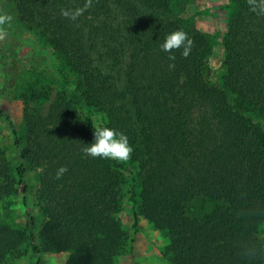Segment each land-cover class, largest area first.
Wrapping results in <instances>:
<instances>
[{
    "label": "trees",
    "instance_id": "1",
    "mask_svg": "<svg viewBox=\"0 0 264 264\" xmlns=\"http://www.w3.org/2000/svg\"><path fill=\"white\" fill-rule=\"evenodd\" d=\"M11 2L76 78L73 94L59 95L47 114L26 110V138L0 109L18 156L13 174L0 150V201L19 186L27 192L29 166L41 168L37 201L46 216L39 234L33 215L24 229L0 224V264L24 245L31 264H40L43 251L68 253L60 264H116L133 252L118 216L125 165L82 152L95 127L125 133L134 147L143 174L141 186L132 180L130 188L134 226L143 216L166 235L170 264H264V15L242 0L225 38L226 72L211 85L204 72L210 43L160 12L170 0H92L75 20L61 10L86 0ZM176 30L193 45L187 58L175 50L172 61L160 46ZM95 112L105 125L96 124ZM61 166L68 171L56 179ZM197 196L218 202L203 218L187 213Z\"/></svg>",
    "mask_w": 264,
    "mask_h": 264
},
{
    "label": "rangeland",
    "instance_id": "2",
    "mask_svg": "<svg viewBox=\"0 0 264 264\" xmlns=\"http://www.w3.org/2000/svg\"><path fill=\"white\" fill-rule=\"evenodd\" d=\"M241 8L242 0H170L167 8L160 10L164 15L178 20L186 29L192 30L195 27L206 35L211 51L206 59L204 72L211 85L218 84L226 72L225 38L230 22ZM0 13L13 17L11 25H5L7 38L0 41V88L7 85L6 92L0 93V109L10 115L15 128L26 138V110L47 114L59 95L73 94V79L76 74L64 56L51 45L47 35L36 26L20 20L11 0H0ZM3 63L8 65L9 71H5ZM79 111L85 115L83 107L79 106ZM192 118L196 123L197 114ZM94 120L97 125H105L107 122L102 112H95ZM0 150L5 153L14 174L18 165L17 148L13 129L3 117H0ZM123 164L125 181L121 185L118 216L134 238V250L119 256L116 264H170L165 253L166 235L143 216L138 217L134 226L130 188L132 180L141 186L143 174L133 160V153L131 159ZM40 173L41 168L29 166L26 177L28 191L25 192L23 186H19L17 192L0 201V224L24 229L29 223V215H33L39 234L46 222V216L37 201ZM217 204L213 199L197 196L187 203V213L190 217L203 218ZM260 234L264 239V223L260 226ZM67 258L68 253L65 252L43 251L40 264H60ZM33 260L30 247L24 245L16 254L9 255L2 264H31Z\"/></svg>",
    "mask_w": 264,
    "mask_h": 264
},
{
    "label": "clouds",
    "instance_id": "3",
    "mask_svg": "<svg viewBox=\"0 0 264 264\" xmlns=\"http://www.w3.org/2000/svg\"><path fill=\"white\" fill-rule=\"evenodd\" d=\"M250 11L264 15V0H247ZM92 0H86L83 8H77L74 11L61 10V15L65 18L75 20L83 14L85 10L91 7ZM13 17L7 13H0V41L7 38V30L5 25L10 26ZM193 40L183 30H176L165 37V41L161 44L164 52L170 53L169 60L175 61V50L183 49L181 55L187 58L192 49ZM175 64H170L169 68L174 69ZM134 149L130 145L128 137L125 133L117 131L109 127H95L94 141L90 145H86L82 152L84 156L92 158L110 159L117 163H124L131 159ZM68 171L66 166L57 169L56 179H61Z\"/></svg>",
    "mask_w": 264,
    "mask_h": 264
}]
</instances>
